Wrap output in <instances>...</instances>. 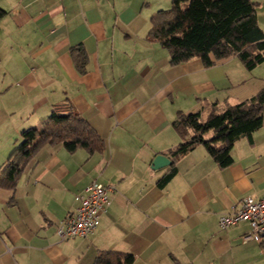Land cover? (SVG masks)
I'll list each match as a JSON object with an SVG mask.
<instances>
[{
    "label": "crops",
    "instance_id": "0c3cea01",
    "mask_svg": "<svg viewBox=\"0 0 264 264\" xmlns=\"http://www.w3.org/2000/svg\"><path fill=\"white\" fill-rule=\"evenodd\" d=\"M165 2L0 0V175L20 132L66 103L103 142L93 154L44 145L13 187H0V264H93L105 251L132 254L133 264H264V238L241 239L247 223L218 227L242 198H264V111L262 126L234 143L227 167L201 145L175 162L168 155L181 142L179 115L192 121L199 112L203 121L251 99L264 87V63L171 64L146 38ZM262 9L264 0L256 14L264 34ZM158 154L170 165L154 170ZM92 181L112 188L99 225L61 240L57 226Z\"/></svg>",
    "mask_w": 264,
    "mask_h": 264
},
{
    "label": "trees",
    "instance_id": "16d2710c",
    "mask_svg": "<svg viewBox=\"0 0 264 264\" xmlns=\"http://www.w3.org/2000/svg\"><path fill=\"white\" fill-rule=\"evenodd\" d=\"M259 3L250 0H171L170 8L150 18L146 38L169 52L170 63L177 65L198 58L205 66L236 57L247 70L264 63V34L257 24ZM4 12L0 10V17ZM77 69L84 72L86 56L79 48ZM264 87L251 99L211 112L205 120L193 113L192 121L179 115L174 127L181 142L168 152L175 162L196 146H203L219 167L232 163L230 150L242 137L250 138L262 126ZM211 132V137L206 134ZM220 143V146H215ZM61 145L72 153L84 149L100 152L103 142L69 103L57 106L39 126L20 132V142L9 154L0 187H13L24 163L44 145ZM175 173L173 164L162 183ZM132 254L105 251L93 264H133Z\"/></svg>",
    "mask_w": 264,
    "mask_h": 264
},
{
    "label": "built area",
    "instance_id": "2783aa9c",
    "mask_svg": "<svg viewBox=\"0 0 264 264\" xmlns=\"http://www.w3.org/2000/svg\"><path fill=\"white\" fill-rule=\"evenodd\" d=\"M112 188L92 181L75 196L77 207L57 226V236L61 240L85 237L92 233L100 222V216L110 203ZM245 222L250 232L242 236V241L261 242L264 238V198L251 196L242 198L230 212L219 215L218 227L221 230Z\"/></svg>",
    "mask_w": 264,
    "mask_h": 264
},
{
    "label": "water",
    "instance_id": "95a60500",
    "mask_svg": "<svg viewBox=\"0 0 264 264\" xmlns=\"http://www.w3.org/2000/svg\"><path fill=\"white\" fill-rule=\"evenodd\" d=\"M167 165H170V160L162 154L156 155L151 162V168L154 170L160 169Z\"/></svg>",
    "mask_w": 264,
    "mask_h": 264
},
{
    "label": "rangeland",
    "instance_id": "374dc122",
    "mask_svg": "<svg viewBox=\"0 0 264 264\" xmlns=\"http://www.w3.org/2000/svg\"><path fill=\"white\" fill-rule=\"evenodd\" d=\"M256 2H258V3H260L261 2V0H255ZM166 3V8L165 9H169L170 8V2H169V4L167 3V2H165ZM258 12H260V15H262L263 17H264V9H262V10H258Z\"/></svg>",
    "mask_w": 264,
    "mask_h": 264
}]
</instances>
